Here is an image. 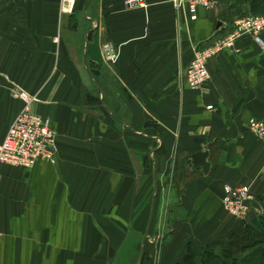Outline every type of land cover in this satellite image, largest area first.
I'll use <instances>...</instances> for the list:
<instances>
[{
  "label": "crops",
  "instance_id": "crops-1",
  "mask_svg": "<svg viewBox=\"0 0 264 264\" xmlns=\"http://www.w3.org/2000/svg\"><path fill=\"white\" fill-rule=\"evenodd\" d=\"M126 1L0 0V143L24 107L17 91L57 132L55 163L0 165V264H115L132 234L137 264L146 235L143 264L264 251V141L248 129L264 123V31L210 59L192 90L196 50L248 5L217 0L190 21L171 0ZM225 185L249 190L244 219L224 210Z\"/></svg>",
  "mask_w": 264,
  "mask_h": 264
},
{
  "label": "built area",
  "instance_id": "built-area-1",
  "mask_svg": "<svg viewBox=\"0 0 264 264\" xmlns=\"http://www.w3.org/2000/svg\"><path fill=\"white\" fill-rule=\"evenodd\" d=\"M73 1V0H71ZM67 4L70 0H64ZM176 9L187 13L190 21H196L200 10H212L217 0H171ZM127 6L145 8L144 0H127ZM264 31V16H248L235 23L231 33L209 47L196 50L185 72L186 84L192 90H199L208 80L207 63L213 57L231 50L239 38L251 35L258 37ZM103 58L108 63L117 60V54L110 44L102 47ZM24 107L9 126L0 143V165L11 166L21 170L32 168L38 161L55 163L57 132L49 119L31 111L35 97L25 91L13 94ZM248 129L257 138L264 141V123L251 120ZM222 205L226 212L235 218L244 219L248 214L247 203L251 199L246 187H223Z\"/></svg>",
  "mask_w": 264,
  "mask_h": 264
},
{
  "label": "rangeland",
  "instance_id": "rangeland-1",
  "mask_svg": "<svg viewBox=\"0 0 264 264\" xmlns=\"http://www.w3.org/2000/svg\"><path fill=\"white\" fill-rule=\"evenodd\" d=\"M150 199H151L150 193L145 191V195H144L145 203L142 206L141 210L146 215L148 214L149 206H151ZM140 242H141V234L130 235L128 237V240L124 244H122L120 250H118L115 259V264H137L139 257Z\"/></svg>",
  "mask_w": 264,
  "mask_h": 264
},
{
  "label": "trees",
  "instance_id": "trees-1",
  "mask_svg": "<svg viewBox=\"0 0 264 264\" xmlns=\"http://www.w3.org/2000/svg\"><path fill=\"white\" fill-rule=\"evenodd\" d=\"M249 7V14L251 16H264V0H241ZM195 255L191 248H188L187 256L184 264H194ZM144 259L142 264L144 263ZM248 264H264V251L257 249L247 257Z\"/></svg>",
  "mask_w": 264,
  "mask_h": 264
},
{
  "label": "water",
  "instance_id": "water-1",
  "mask_svg": "<svg viewBox=\"0 0 264 264\" xmlns=\"http://www.w3.org/2000/svg\"><path fill=\"white\" fill-rule=\"evenodd\" d=\"M146 239H147V235L145 236L144 240H143V243H142V250H141V255H140V260H139V263L138 264H142V261H143V257H144V250H143V247H144V244L146 242Z\"/></svg>",
  "mask_w": 264,
  "mask_h": 264
},
{
  "label": "bare ground",
  "instance_id": "bare-ground-1",
  "mask_svg": "<svg viewBox=\"0 0 264 264\" xmlns=\"http://www.w3.org/2000/svg\"><path fill=\"white\" fill-rule=\"evenodd\" d=\"M71 1V0H70Z\"/></svg>",
  "mask_w": 264,
  "mask_h": 264
}]
</instances>
